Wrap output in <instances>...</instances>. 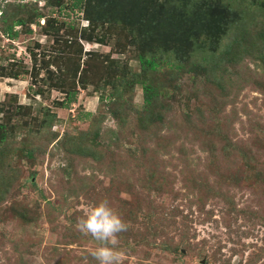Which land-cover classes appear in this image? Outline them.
<instances>
[{
    "label": "rangeland",
    "instance_id": "rangeland-1",
    "mask_svg": "<svg viewBox=\"0 0 264 264\" xmlns=\"http://www.w3.org/2000/svg\"><path fill=\"white\" fill-rule=\"evenodd\" d=\"M86 3L0 0V264H99L101 200L117 264H264V0Z\"/></svg>",
    "mask_w": 264,
    "mask_h": 264
},
{
    "label": "clouds",
    "instance_id": "clouds-1",
    "mask_svg": "<svg viewBox=\"0 0 264 264\" xmlns=\"http://www.w3.org/2000/svg\"><path fill=\"white\" fill-rule=\"evenodd\" d=\"M79 231L99 242L92 255L99 264H117L119 253L115 248L117 235L127 230V224L107 200L94 204L77 222Z\"/></svg>",
    "mask_w": 264,
    "mask_h": 264
},
{
    "label": "trees",
    "instance_id": "trees-1",
    "mask_svg": "<svg viewBox=\"0 0 264 264\" xmlns=\"http://www.w3.org/2000/svg\"><path fill=\"white\" fill-rule=\"evenodd\" d=\"M83 1L84 0H80V3L82 4L83 3ZM115 3H116V1L117 0H113ZM102 2V1H101ZM112 2V1H111ZM103 3V2H102ZM95 4H96V0H87V3L86 4H84V10H85V17H87L86 19L87 20H89L90 22H91V24L93 23H100V22H103V23H115V22H118V21H120V16H123L122 14H126L127 13V15H128V12H125V11H123V10H120V11H116V10H114L113 8H112V10L111 11H109V9L108 10H106V9H103V8H101L100 6L101 5H103V4H101V5H99V7L98 6H95ZM104 6V5H103ZM97 8V9H96ZM99 9H102V10H104V12H98V13H101L102 15L100 16V20L98 19V17H95V15L94 14H96V10H99ZM95 10V11H94ZM122 13V14H121ZM192 13V12H191ZM126 16V15H125ZM38 17H40V18H42L43 17V15L42 14H39L38 15ZM45 17V16H44ZM39 18V19H40ZM130 19H128V20H132L134 17H133V15H131L130 17H129ZM122 20V19H121ZM54 21V20H53ZM53 21H51L50 20V18H48L47 20H46V25H45V27H44V29H45V31L47 32V33H49V34H51V35H55V36H58L57 35V32H58V30L57 31H54V29H53V27H52V25H53ZM133 21V20H132ZM165 21H167V18H163L162 19V21L161 22H165ZM170 22V27L168 26V25H166V26H168V29H170V28H172V32L174 33V31H173V28L175 27V23H173V21L172 20H170L169 21ZM24 24V20L23 19H20V20H16V22H13L11 25H9V26H7L6 28H5V30H4V32L6 33V34H8L10 37H13V38H15V37H17L18 36V32H16L15 31V27H17V26H22ZM180 26H182V25H179V27L177 28L178 29V31L179 32H181V31H183L184 30V28H182V27H180ZM159 32H160V30H159ZM172 34V33H171ZM75 37V36H74ZM76 38V37H75ZM110 59H112L111 57H110ZM141 61H142V63H143V65L144 66H146V67H151V68H153V69H155L156 67H161L162 66V62H164V61H161V58L159 57H157V56H151V57H145V58H141ZM181 65H179L178 67H180ZM109 66H107V68H108ZM80 68V67H79ZM79 68L77 69L76 68V70H73L72 72H68V73H66L65 72V77H66V79H67V77H71V80L70 81H72L71 83L72 84H77V82H78V79H77V77H78V74H79ZM82 84L83 83H85L86 82V80H85V78H89V72L88 71H83L82 72ZM66 82H69L68 80L66 81ZM96 83V82H95ZM70 84V83H69ZM68 84V85H69ZM67 85V86H68ZM99 85V84H98ZM146 95H147V98H146V100H147V104H152V100H153V97H152V93H153V91H152V87L151 86H146ZM74 94H76L75 93V90H71V91H69L68 93H67V96L69 97V101H71V97L74 95ZM152 101V102H151ZM151 102V103H150ZM62 106H65L66 105V103H62L61 104ZM66 107V106H65Z\"/></svg>",
    "mask_w": 264,
    "mask_h": 264
}]
</instances>
